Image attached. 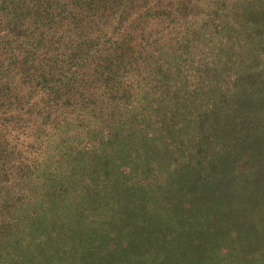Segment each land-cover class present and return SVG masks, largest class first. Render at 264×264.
<instances>
[{
  "label": "trees",
  "instance_id": "obj_1",
  "mask_svg": "<svg viewBox=\"0 0 264 264\" xmlns=\"http://www.w3.org/2000/svg\"><path fill=\"white\" fill-rule=\"evenodd\" d=\"M259 160L264 0H0V264H154Z\"/></svg>",
  "mask_w": 264,
  "mask_h": 264
},
{
  "label": "rangeland",
  "instance_id": "obj_2",
  "mask_svg": "<svg viewBox=\"0 0 264 264\" xmlns=\"http://www.w3.org/2000/svg\"><path fill=\"white\" fill-rule=\"evenodd\" d=\"M215 174L217 184L223 182L220 190H211L206 178L197 188L201 191L200 206L212 202L208 217L182 215L172 239L176 243L150 247V251L159 252L154 264H264L263 160L242 163L224 176L216 170ZM112 248L110 244L108 249ZM148 255L132 254L130 262L152 259Z\"/></svg>",
  "mask_w": 264,
  "mask_h": 264
}]
</instances>
